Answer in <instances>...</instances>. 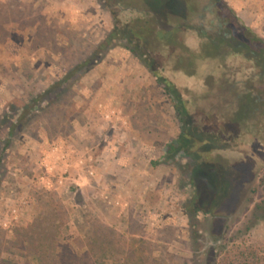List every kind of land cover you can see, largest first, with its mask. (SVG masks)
I'll return each mask as SVG.
<instances>
[{"label":"rangeland","instance_id":"1","mask_svg":"<svg viewBox=\"0 0 264 264\" xmlns=\"http://www.w3.org/2000/svg\"><path fill=\"white\" fill-rule=\"evenodd\" d=\"M222 1L264 41V0ZM118 2L145 8L143 0ZM168 6L174 26L194 29L179 36L187 44L199 42L198 28L227 33L216 0H192L185 20L180 2ZM136 18L120 15L123 25ZM113 28L100 0H0V264H207L211 249L212 264H264V221L254 218L264 203V144L213 145L212 158L235 164L234 182L215 216L190 220L184 207L196 164H152L179 134L155 78L122 46L73 73ZM233 54L199 63L195 77L178 82L198 126L218 111L222 76L240 82L255 72ZM116 80L119 94L135 99L111 105L98 97ZM147 142L154 149L134 151ZM199 188L202 203L209 190L203 181Z\"/></svg>","mask_w":264,"mask_h":264},{"label":"trees","instance_id":"2","mask_svg":"<svg viewBox=\"0 0 264 264\" xmlns=\"http://www.w3.org/2000/svg\"><path fill=\"white\" fill-rule=\"evenodd\" d=\"M100 1L108 8L114 28L99 44L94 56L80 64L73 73L91 70L101 55L118 46H122L140 62L169 99L179 123L178 137L165 146L162 157L152 164L171 165L179 157L193 161L196 164L190 179L193 195L184 207L186 216L190 220L199 215L215 216L214 213L221 210L234 182L229 174L235 164H221L218 156L212 158L213 145H238L250 141L264 144V41L244 26L222 0L216 2L218 10L223 12L221 29L227 33L221 37L220 33L213 35L198 28L199 42L193 45L187 44L179 36L183 37L194 29L186 24L174 26L167 11L169 4L178 1L185 10V20L187 13L191 12L192 0H143L145 8L123 7L118 0ZM127 13H135L137 18L123 25L120 15ZM232 53L244 55L255 72L240 82L222 76L219 80V96L216 97L218 111L206 116L205 125L198 126L190 112V102L186 99L187 87L180 85V80L195 77L199 63L210 59L226 62ZM68 79L64 78L57 86H62ZM206 82L210 90L217 86L214 76H210ZM48 93L37 96L33 103H39ZM25 117L20 116L16 123H21ZM16 128L15 124L10 125V139ZM249 130L251 134L243 138V133ZM201 181L209 190L208 197L202 203ZM254 218L264 221V203L255 207ZM219 238L214 242H218ZM210 254L207 264L213 263L214 249L210 250Z\"/></svg>","mask_w":264,"mask_h":264},{"label":"crops","instance_id":"3","mask_svg":"<svg viewBox=\"0 0 264 264\" xmlns=\"http://www.w3.org/2000/svg\"><path fill=\"white\" fill-rule=\"evenodd\" d=\"M119 68L120 69H124L126 74L131 73L130 70L126 71L127 69H129L128 66H123V67L119 66ZM109 73H110V71H109ZM112 82H114V81H112ZM112 82L111 81H105V85H104L105 87L103 86L104 88H102L99 91V93H98V97L101 98L104 102H108V104H111V105L112 104H116L117 105V104H123L124 103L123 100H126V103H128L130 101V99H135V97L132 96V98H131V96H126L124 93H122V94L120 93L119 94L118 88H119V91H120V89H121L120 87H122V83L120 84L118 82V80H116V82H117L116 84H114ZM136 83H138V82H136ZM124 85H126V84H124ZM132 88L135 89V85H133ZM126 89H128V88H124L123 90L126 91ZM141 89L142 88H140L139 91H141ZM118 96H120V97L118 98ZM146 135H148V134L146 133ZM139 136H141L140 133H139ZM148 143H150V142H147L146 144L144 143V146H143V144H142V146H138V148L136 150H134V151L137 152V151L143 150V148H145V147L148 148V149L149 148H153V144H148ZM137 163L138 162H136L134 160L133 164H137Z\"/></svg>","mask_w":264,"mask_h":264}]
</instances>
